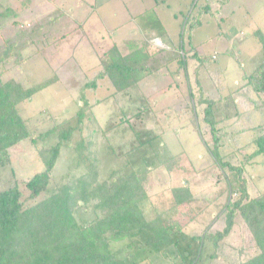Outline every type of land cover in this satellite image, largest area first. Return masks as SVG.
Returning <instances> with one entry per match:
<instances>
[{
  "label": "rangeland",
  "instance_id": "obj_1",
  "mask_svg": "<svg viewBox=\"0 0 264 264\" xmlns=\"http://www.w3.org/2000/svg\"><path fill=\"white\" fill-rule=\"evenodd\" d=\"M206 1L211 11L199 17L201 25L190 34L191 43L202 57H216L204 69L197 68V60L190 58L186 36L184 53L179 47L187 16H195L197 5L205 0H0V13L4 12L0 16V81L13 80L30 87L51 80L30 99L16 105L30 134L36 136L73 115L81 104L80 98L90 103L101 100L92 110L104 129L121 116L146 112L140 119L132 117L130 121L132 127L150 133L151 140L140 145L147 136L137 139L128 128L124 130V124L107 130L110 141L118 153L136 147L129 159L138 172L151 168L149 198L145 203L148 217L155 208L168 207L172 188L182 184L187 183L194 196L209 200V207L184 228L188 235L199 234L229 195L198 132L201 106L194 101L198 94L196 72L208 97L221 99L241 86L243 73H249L262 59L254 31L259 29L264 36V0ZM127 42L155 53L164 49L168 57L184 54L186 68L175 72L174 60L147 76L144 84L127 91H116L105 77L98 80L94 91L83 89L84 83L100 70L103 53L113 44L121 53H127ZM207 70L215 72V83ZM189 90L193 91V100ZM241 90L243 95L249 93ZM238 109L242 114L226 123L227 132L234 131L233 141H224L222 151L233 163L245 161V155L253 150L251 130L264 120L260 112L242 101ZM50 143L44 138L35 145L26 138L14 146L8 161L0 165V189L18 185L26 195L23 181L43 168L38 151ZM174 154H179L180 159L171 170L156 166ZM80 169L73 152L62 150L41 196L51 193L68 172L76 174ZM244 176L250 196L264 191L261 156L245 162ZM214 227L220 228L221 220ZM245 234L239 226L224 245L214 249L211 243L207 244L202 264H229L235 260V250L228 244L240 245ZM213 250L218 258L210 259L208 254ZM167 252L169 257L145 251L148 260L139 264H177L179 257L174 250Z\"/></svg>",
  "mask_w": 264,
  "mask_h": 264
},
{
  "label": "trees",
  "instance_id": "obj_2",
  "mask_svg": "<svg viewBox=\"0 0 264 264\" xmlns=\"http://www.w3.org/2000/svg\"><path fill=\"white\" fill-rule=\"evenodd\" d=\"M210 11L206 0L197 5L196 15L187 16L181 33L179 48L184 53L186 36L189 56L197 60V68H208L216 59L214 55L202 57L190 41L191 32L201 25L199 17ZM254 34L262 59L249 73H243L242 85L228 95L219 100L209 98L196 72L198 94L194 101L201 106L198 132L229 195L215 217L195 235L186 234L184 228L209 207V200L194 196L189 185L182 184L172 188L168 207L155 208V213L148 217L145 203L149 198L151 168L138 172L129 159L136 147L118 153L110 141L107 130L124 124L127 125L124 130L128 128L137 139L147 136L140 145L151 140L150 133L132 127L130 121L132 117L140 119L146 112L121 116L104 129L92 110L101 100L90 103L80 98L81 104L73 115L32 136L16 105L30 99L51 80L30 87L13 80L0 81V165H5L10 150L26 138L35 145L44 138L51 142L38 151L43 168L23 181L26 195L18 185L0 189V264H139L148 260V252L169 257L170 248L179 257L177 264H202L205 246L211 243L216 249L224 245L239 226L246 236H242L240 245L228 244L235 250L236 258L229 264H264V191L250 196L244 176L246 161L256 156L264 161V120L251 130L253 150L245 155V161L233 163L222 152L224 141H233L234 134L227 132L226 123L242 114L238 103L242 101L264 117V36L259 29ZM126 47L127 53H121L115 44L109 47L102 55L100 70L84 83L83 89L94 91L99 86L98 80L105 77L116 91H127L144 84L147 76L174 60L175 72L186 68L184 54L168 57L164 49L150 52L145 46L138 49L130 42ZM208 74L215 83V72ZM241 89L249 93L243 95ZM189 95L193 100V91L189 90ZM64 149L73 152L81 169L76 174L68 172L51 193L41 196ZM179 159L180 155L174 154L156 166L171 170ZM220 220L221 227L215 228L214 223ZM208 256L218 258L214 250Z\"/></svg>",
  "mask_w": 264,
  "mask_h": 264
},
{
  "label": "crops",
  "instance_id": "obj_3",
  "mask_svg": "<svg viewBox=\"0 0 264 264\" xmlns=\"http://www.w3.org/2000/svg\"><path fill=\"white\" fill-rule=\"evenodd\" d=\"M225 1H226V0H225ZM256 30H257V29H256ZM164 33H165V32H164ZM154 39H155V38H154ZM156 39H157V40H158V39L160 40L159 37H157ZM159 40H158V42H159ZM161 42H162V41H161ZM162 43H163V42H162ZM163 44H164V43H163ZM165 46H168V45L165 44Z\"/></svg>",
  "mask_w": 264,
  "mask_h": 264
}]
</instances>
